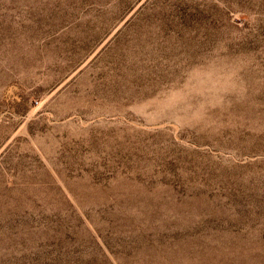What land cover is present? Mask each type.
Listing matches in <instances>:
<instances>
[{"label":"rangeland","instance_id":"rangeland-1","mask_svg":"<svg viewBox=\"0 0 264 264\" xmlns=\"http://www.w3.org/2000/svg\"><path fill=\"white\" fill-rule=\"evenodd\" d=\"M0 264H264V0H0Z\"/></svg>","mask_w":264,"mask_h":264}]
</instances>
